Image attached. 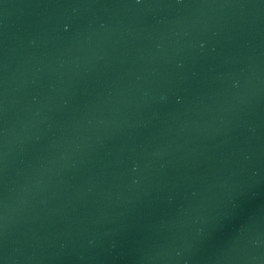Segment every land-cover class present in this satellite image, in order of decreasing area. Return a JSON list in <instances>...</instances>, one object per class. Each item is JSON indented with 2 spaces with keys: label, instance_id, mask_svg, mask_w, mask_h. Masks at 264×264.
<instances>
[{
  "label": "water",
  "instance_id": "1",
  "mask_svg": "<svg viewBox=\"0 0 264 264\" xmlns=\"http://www.w3.org/2000/svg\"><path fill=\"white\" fill-rule=\"evenodd\" d=\"M0 264H264V0H0Z\"/></svg>",
  "mask_w": 264,
  "mask_h": 264
}]
</instances>
